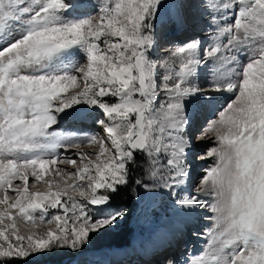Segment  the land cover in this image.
I'll list each match as a JSON object with an SVG mask.
<instances>
[{"label": "snow or ice", "instance_id": "snow-or-ice-1", "mask_svg": "<svg viewBox=\"0 0 264 264\" xmlns=\"http://www.w3.org/2000/svg\"><path fill=\"white\" fill-rule=\"evenodd\" d=\"M98 6L95 17L74 20L67 0H0V264L79 254L91 234L117 226L127 210H112L110 201L129 185L133 165L142 168L135 184L168 190L181 215L212 213L205 249L184 264H264V0H167L168 30L199 28L207 43L175 44L159 62L152 52L165 0ZM205 66L210 89L199 85ZM207 91L231 99L195 137L215 141L200 158L216 163L192 187L184 102ZM77 105L103 113L102 137L54 127L61 113L86 118L68 112ZM84 144L99 145L94 160L67 157ZM30 178L47 191H31ZM21 221L56 228L24 235ZM157 256L177 264L167 249Z\"/></svg>", "mask_w": 264, "mask_h": 264}, {"label": "rangeland", "instance_id": "rangeland-1", "mask_svg": "<svg viewBox=\"0 0 264 264\" xmlns=\"http://www.w3.org/2000/svg\"><path fill=\"white\" fill-rule=\"evenodd\" d=\"M82 3L81 5L83 8L76 9L73 7V4L71 2H68L71 4V7L68 9V11L65 13V15L74 20H81L85 19L87 17H95L98 10V0H80ZM90 7V8H89ZM87 9V10H86ZM168 14V7H167V0H165V8L164 11L160 13L159 17L156 20V29L159 36H162V39L158 37V46L154 48L152 52V58L156 59L157 61H161L164 56L167 55V49L175 44H182L186 42L189 39L198 38L203 41V43H207V38L204 32L200 31L199 28H193L191 29L192 32L188 37L186 38H178V33L175 31H169L166 26V18ZM167 32L168 35L165 34ZM200 34V35H199ZM173 36L175 38L173 44L171 46H167L166 44ZM161 49V53L158 52V50ZM74 54V59L81 60L83 58V52L79 48H75L72 50ZM199 85L203 89H210L211 85L209 82V72H208V66H205V69L200 71L199 73ZM73 89H70L69 92L71 93ZM110 102H115V98L113 97H107ZM231 99V94L228 92H214V91H207L203 94H197L196 96L190 97L188 100H186L185 103V110L187 113L188 118V135L189 138L193 140V148L189 150V156H188V162L190 164L191 168V186L195 187L196 183H199L200 176L204 173L206 169H210L215 166L216 160L213 158H208L207 160H202L200 157L206 153L210 148L215 147L216 143L215 141H196L195 137H199L200 132L204 131L207 127V123L210 120L216 119V114L218 111L226 105V103ZM203 107V109L197 114V124L196 127H191L189 123V115H190V108L192 110V114H194L196 107ZM204 107L207 109V113L205 112ZM83 112L86 113L87 116L93 117V122H97L99 119H103V113L99 109H93L88 107L87 105H77L74 107V109L68 110V112L73 111ZM64 115V114H63ZM62 114H59V117L63 116ZM62 119L64 121L60 122ZM194 121V120H193ZM82 122H75L74 129L71 128L72 122L70 120L65 119V116L58 118V124L54 127L58 128L59 131L62 133H74V134H80L82 132L81 128H78V125ZM62 124V125H61ZM88 126V132L91 131V133L87 134V136L91 135H98V137H102L104 133L101 131V125H97L95 127L94 123H87ZM73 126V125H72ZM85 126V125H84ZM82 127V126H81ZM195 127V128H193ZM97 128V129H96ZM85 129V128H84ZM102 133V134H101ZM85 134V133H81ZM91 145L96 146L99 148L98 144H84L79 149L73 148L70 151L76 152L72 157L68 158H76L78 153H88L90 155H93L94 153L90 152V150H84L85 148L90 147ZM91 148V147H90ZM59 151L63 152V149H60ZM69 151V152H70ZM67 155V154H66ZM107 154H105L106 156ZM103 159V157H102ZM76 165L82 167L83 164L80 159L76 160ZM59 167L64 172H74L76 170V166L71 164H60ZM50 174L45 175V180L49 178ZM142 177V168H140L138 172V177L135 179H141ZM59 178L57 177V180ZM135 181L132 182V200L133 206L129 207V210H127V214L125 215L124 219L119 222V225L122 224V222H125L126 227H128L131 230L130 233V239L128 243H130L129 247L126 251H135L139 250L145 259L148 261H159V257L157 256V253L160 252L162 249H167L175 258L177 261V264H184L186 257H193L194 254L198 255L202 252V250L206 247V241L207 237L203 235L207 228L212 227L213 221L210 219H207L206 217L211 216L212 213L210 211L205 210V212H198L195 210L193 212V215L195 212H197V228L192 231V226L188 225V223H184L180 226V238H176V235L166 234L167 232H170L171 230L164 228H172L173 232L175 231L174 225L181 221L183 218H191L190 215L185 216H177V210L174 205V200L170 192L166 189H156L153 191L146 190L142 185L135 184ZM73 181L69 180V183ZM16 183H21L17 181ZM34 180L30 178L29 180V189L31 191H47V184L44 182H41L40 184H35ZM55 190V189H53ZM76 196L78 199H80L78 192L76 193ZM209 202H211V198H208ZM112 210H119V209H125V208H114V206L110 203ZM131 209V210H130ZM0 211H3V206H0ZM57 212V210H49L48 215L52 216ZM15 215V212L13 213ZM37 218L39 217V213L36 214ZM193 218V217H192ZM204 218V219H203ZM162 219H169L168 224L165 226L161 224ZM147 224V229H142L141 225ZM154 225L157 226V231H154L153 233H150L151 227ZM173 225V226H172ZM2 226V225H0ZM117 226H114L110 228L108 231H101L100 233H93L90 236V243L88 246L84 248L83 251H81L79 254L70 253L67 250H62L60 254L63 256L65 254H69L72 256V262L69 264H74L79 259H82L84 257H87L88 259L92 260L91 258H94L95 256H99L97 262L105 264L106 261L103 262V258L106 259V257H103V254H106L109 252L110 256L112 254L118 253L116 248L120 247H107L103 248V246L107 245L104 238L106 237V234L114 231ZM19 228L22 234L28 235L30 232L35 231L37 234L44 233L49 228L55 229L56 223L53 222L52 224H37L36 226H33L32 224H25L24 222L19 223ZM178 230V229H177ZM184 231L186 233H184ZM183 233L185 235H183ZM138 234H142L147 237L144 243L139 239ZM187 237H184L186 236ZM173 236V237H172ZM172 239H169V238ZM184 238V239H183ZM173 239H178L174 240ZM174 242V243H173ZM176 242V243H175ZM135 243L141 244L139 248L135 246ZM175 244V248L173 249V245ZM127 246V247H128ZM106 247V246H105ZM181 247V248H180ZM114 248L115 250L111 249ZM134 249V250H133ZM124 254H127L129 252H126ZM175 252V253H174ZM135 255V254H134ZM133 255V256H134ZM54 256V255H51ZM132 256V257H133ZM49 256H41L39 259L29 258V261H41L44 262ZM60 258V261L62 264H68L65 259ZM114 257H111V260L109 262H113ZM122 261V262H121ZM121 264L125 263L123 262V259L121 260ZM126 261V260H125ZM141 262V261H139ZM95 264L96 262H92ZM107 264V263H106ZM142 264V263H141ZM145 264V263H144ZM154 264V263H152Z\"/></svg>", "mask_w": 264, "mask_h": 264}, {"label": "bare ground", "instance_id": "bare-ground-1", "mask_svg": "<svg viewBox=\"0 0 264 264\" xmlns=\"http://www.w3.org/2000/svg\"><path fill=\"white\" fill-rule=\"evenodd\" d=\"M95 1H97V0H95ZM67 2H71L72 4H73V7L74 8H76L77 10L78 9H81V8H83V6L81 5L82 3L80 2V0H67ZM90 8V7H89ZM87 10V9H86ZM176 33H178V38H186V37H188L191 33H195V32H192V30L190 29V30H187V31H184V30H177V31H175ZM196 34V33H195ZM205 34V33H204ZM200 35V34H199ZM161 51V49L160 50H158V52L159 53H161L160 52ZM159 62V61H158ZM205 69V67L202 69V70H204ZM72 91H74V90H72ZM71 91V92H72ZM70 93V92H69ZM69 110H71V109H69ZM73 111V110H72ZM75 112H78V111H75ZM205 112L207 113V111L205 110ZM64 116H65V114H64ZM196 118H197V116L195 117V119H194V126L196 127V122H197V120H196ZM93 117L92 116H87L86 118H84V119H78V120H71V119H67V120H70V122H72V125H71V128L72 129H74V124L73 123H75V122H82V123H80L79 125H78V128H80L81 126H88V124L87 123H94L95 124V127H97V125L99 126L100 124L98 123V122H93ZM62 121H64L63 123H65V122H67V121H65L64 119H62L60 122H62ZM62 125V124H61ZM195 127H193V128H195ZM97 129V128H96ZM92 131V130H91ZM91 131H89V132H87V133H85L84 135L83 134H76V135H79V136H85V135H87V134H89V133H91ZM103 133V132H102ZM101 133V134H102ZM98 136V135H97ZM91 147V148H90ZM90 147H88V148H85L84 150H90V152H92V153H94L93 155H91V157L92 158H95V156H96V154H98L99 153V148L98 147H96V146H93V145H91ZM76 152H73V151H70V152H68L67 153V156L68 157H72L74 154H75ZM195 210H197L198 212L200 211V213L202 212H205V210H201V209H195ZM177 216H185V215H181L180 213H179V211L177 212V214H176ZM197 212H195L194 213V215L192 214V215H190V217L191 218H183L181 221H179V222H177L175 225H174V228L173 229H175V231L173 232V234L172 235H176V238H180V232H179V228H180V226L181 225H183L184 223H188V225H191L192 226V231H194L196 228H197ZM193 217V218H192ZM204 219V218H203ZM168 220L169 219H162L161 220V224L162 225H166V224H168ZM173 226V225H172ZM141 228L142 229H147V224H142L141 225ZM177 228H178V230H177ZM154 231H157V226L156 225H154L153 227H151V229H150V233H153ZM170 233V232H169ZM184 233H186L185 231H184ZM183 233V235H185ZM138 236H139V239L142 241V243H144L145 242V240L147 239V237L146 236H144V235H142V234H138ZM173 237V236H172ZM184 237H187V235L186 236H184ZM169 239H172L171 237L169 238ZM184 239V238H183ZM176 241V240H178V239H173L172 241ZM174 243V242H173ZM176 243V242H175ZM133 245V244H132ZM131 245V246H132ZM141 244H139V243H135V246L137 247V248H139V247H141L140 246ZM106 246V245H105ZM131 246H128V247H126V248H116V250H117V252L118 253H116V254H121L122 255V259H123V262H129V261H132V262H130L129 264H143V263H145V264H152V263H155L154 261H148V260H146L147 258L146 257H144V255L139 251V250H135V251H126L129 247H131ZM174 247H173V249L172 250H174V248H175V244L173 245ZM115 247V246H114ZM181 248V247H180ZM111 249H113V250H115L114 248H111ZM134 250V249H133ZM124 251H126V252H129V253H127V254H124L123 255V253H125ZM175 253V252H174ZM110 253L109 252H107L106 254H103L104 256L103 257H106V259L105 258H103V262L104 261H106V263L107 264H112L111 262H109L110 260H111V257H114V255L115 254H112L111 256L109 255ZM135 254V255H134ZM173 254V253H172ZM134 255V256H133ZM133 256V257H132ZM100 257L99 256H95L94 258H91L92 260H90V259H88L87 257H84V258H82V259H79L78 261H76L74 264H93L92 262H96L95 264H102V263H99V262H97L98 261V259H99ZM146 258V259H145ZM121 259V260H122ZM113 260V259H112ZM126 260V261H125ZM139 261H141V262H139ZM122 262V261H121ZM105 263V262H104ZM105 263V264H106Z\"/></svg>", "mask_w": 264, "mask_h": 264}, {"label": "trees", "instance_id": "trees-1", "mask_svg": "<svg viewBox=\"0 0 264 264\" xmlns=\"http://www.w3.org/2000/svg\"><path fill=\"white\" fill-rule=\"evenodd\" d=\"M138 164H142V161H139ZM139 170L140 167L138 165L132 166L129 185L126 188L121 189L119 193L114 195L113 199L110 201V203L114 206V208L117 209L125 208L126 210H129V207L133 206V203L131 202V200L133 199L131 195L132 182L135 181V179L138 177ZM129 236H130V229L126 227L125 222H122V224L117 226L114 231L107 233L104 240L106 244L117 245L127 241ZM60 258L68 261L72 258V256L69 255L68 253L65 254L64 256L62 254H58L54 256H49L44 262H41L39 260L30 261V264H61Z\"/></svg>", "mask_w": 264, "mask_h": 264}]
</instances>
